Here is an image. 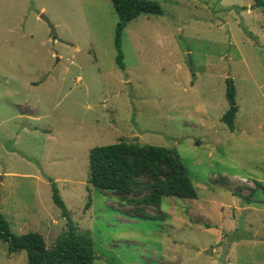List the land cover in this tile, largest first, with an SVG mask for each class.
Here are the masks:
<instances>
[{
  "label": "rangeland",
  "instance_id": "rangeland-1",
  "mask_svg": "<svg viewBox=\"0 0 264 264\" xmlns=\"http://www.w3.org/2000/svg\"><path fill=\"white\" fill-rule=\"evenodd\" d=\"M155 1L162 14L125 27L119 68L110 0H0V213L47 247L71 223L93 264H264V6ZM120 139L175 149L197 197L141 217L94 188L90 149ZM0 264H27L25 249L0 239Z\"/></svg>",
  "mask_w": 264,
  "mask_h": 264
},
{
  "label": "trees",
  "instance_id": "trees-1",
  "mask_svg": "<svg viewBox=\"0 0 264 264\" xmlns=\"http://www.w3.org/2000/svg\"><path fill=\"white\" fill-rule=\"evenodd\" d=\"M117 22L114 31L116 63L123 68L122 35L127 24L140 14H162L155 0H110ZM264 6V0H258ZM227 110L221 120L231 129L238 110L232 79H226ZM89 183L98 190H110L119 196L121 204L130 205L141 217H148L144 208H158L164 196L195 199L196 189L186 166L173 148L139 144L120 139L115 143L92 147L89 151ZM53 202L68 219L66 206L55 182L50 179ZM146 190L141 196H129L135 190ZM70 222V221H69ZM0 239L8 242L9 252L25 249L27 264H93L95 258L91 240L77 233L67 223L55 245L47 247L36 231L15 234L0 213Z\"/></svg>",
  "mask_w": 264,
  "mask_h": 264
},
{
  "label": "water",
  "instance_id": "water-1",
  "mask_svg": "<svg viewBox=\"0 0 264 264\" xmlns=\"http://www.w3.org/2000/svg\"><path fill=\"white\" fill-rule=\"evenodd\" d=\"M42 19H44L47 23H48V26L49 28L51 29V33L53 34L54 37H57V34L55 32V29H54V26L49 22V19L44 16L43 14L40 16Z\"/></svg>",
  "mask_w": 264,
  "mask_h": 264
}]
</instances>
